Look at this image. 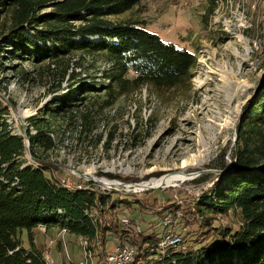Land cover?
I'll use <instances>...</instances> for the list:
<instances>
[{
  "label": "trees",
  "instance_id": "16d2710c",
  "mask_svg": "<svg viewBox=\"0 0 264 264\" xmlns=\"http://www.w3.org/2000/svg\"><path fill=\"white\" fill-rule=\"evenodd\" d=\"M141 1L0 0V61L49 66L85 52L100 54L111 66L102 71L108 84L70 87L29 119L35 130L26 129L29 149L7 121L14 104L8 99L4 105L0 97V264H47V248L34 241L42 226L84 239L97 264H106L111 242L135 249L131 264H264V88L244 108L233 169L199 196L180 190L178 200L152 197L153 191L126 196L101 192L92 183L67 188L58 166L35 151L54 147L53 124L78 109L89 91H109L112 99L104 104L110 106L142 86L169 90L192 80L195 54L162 40L143 21L112 20ZM69 71L58 91L67 78L75 80ZM14 72L21 74L16 66ZM27 151L34 163L25 161ZM124 215L130 226L122 222ZM174 237L179 242L170 245Z\"/></svg>",
  "mask_w": 264,
  "mask_h": 264
},
{
  "label": "rangeland",
  "instance_id": "374dc122",
  "mask_svg": "<svg viewBox=\"0 0 264 264\" xmlns=\"http://www.w3.org/2000/svg\"><path fill=\"white\" fill-rule=\"evenodd\" d=\"M112 20L143 21L162 40L195 54L192 80L169 90L142 86L110 106L104 104L112 99L109 91H89L78 109H69L65 119L53 124L54 147H38L36 153L58 166L63 183H92L101 192L128 196L153 191L152 197L171 199L177 190L191 196L210 191L225 170L233 169L244 108L264 88V0H142ZM0 63L1 100L14 104L7 121L28 149L26 129L35 131L30 118L39 117L54 96H65L70 87L93 81L102 85L98 79L111 67L100 54L85 52L49 66L26 59ZM68 67L75 80L67 78L58 91ZM30 157L27 151V164L34 163ZM172 176L182 180L160 187L151 184ZM22 240L28 247L26 233ZM34 241L47 248L53 264H97L86 241L65 230L39 228ZM114 248L112 242L107 246L108 252Z\"/></svg>",
  "mask_w": 264,
  "mask_h": 264
},
{
  "label": "built area",
  "instance_id": "2783aa9c",
  "mask_svg": "<svg viewBox=\"0 0 264 264\" xmlns=\"http://www.w3.org/2000/svg\"><path fill=\"white\" fill-rule=\"evenodd\" d=\"M103 75V74H102ZM98 82H103V84H108L110 82L109 79L102 77L101 79H98ZM64 186L67 188H73L76 187L78 184H71V183H63ZM132 191L137 192V188H132ZM176 200H178L177 196H174ZM122 222L130 226L131 221L130 219H122ZM43 230H46L43 226L39 227ZM179 242V239L177 237L169 239V244L174 245ZM85 246H87V242H85ZM164 246V245H161ZM46 262L47 264H53L52 260L49 258L48 255H46ZM135 258V249L129 245L124 246H115V248L108 254L106 258V264H131L134 261ZM81 264H88L87 260L83 261Z\"/></svg>",
  "mask_w": 264,
  "mask_h": 264
},
{
  "label": "bare ground",
  "instance_id": "6f19581e",
  "mask_svg": "<svg viewBox=\"0 0 264 264\" xmlns=\"http://www.w3.org/2000/svg\"><path fill=\"white\" fill-rule=\"evenodd\" d=\"M181 180H182V176H172L169 178L168 177H162L160 179L153 181L151 184L153 185V187H160L162 184H171L172 182H177V181H181ZM105 183L110 184L107 181H105Z\"/></svg>",
  "mask_w": 264,
  "mask_h": 264
}]
</instances>
